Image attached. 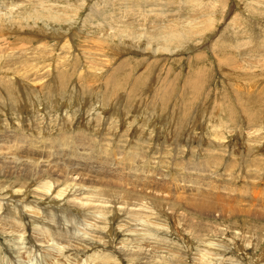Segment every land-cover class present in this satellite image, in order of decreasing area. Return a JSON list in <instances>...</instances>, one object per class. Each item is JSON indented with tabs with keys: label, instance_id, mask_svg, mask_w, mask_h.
I'll use <instances>...</instances> for the list:
<instances>
[{
	"label": "rangeland",
	"instance_id": "374dc122",
	"mask_svg": "<svg viewBox=\"0 0 264 264\" xmlns=\"http://www.w3.org/2000/svg\"><path fill=\"white\" fill-rule=\"evenodd\" d=\"M0 264H264V0H0Z\"/></svg>",
	"mask_w": 264,
	"mask_h": 264
},
{
	"label": "bare ground",
	"instance_id": "6f19581e",
	"mask_svg": "<svg viewBox=\"0 0 264 264\" xmlns=\"http://www.w3.org/2000/svg\"><path fill=\"white\" fill-rule=\"evenodd\" d=\"M12 135V134H11ZM11 135H7L6 136V139L4 140V142H5V145H7L6 146V148H8L9 150H12V151H17L18 149H19V147H21V146H23L24 144H25V142H28V146L30 147L31 146V148H33L34 146H36V143L34 142V140L33 139H26V138H20V137H12ZM10 139V140H9ZM14 139V140H13ZM45 140V139H44ZM83 141V140H82ZM39 142H40V140H39ZM44 142V141H43ZM80 143V142H79ZM41 145V144H40ZM82 146V145H81ZM87 146V145H86ZM35 149V148H34ZM58 149H60V148H58ZM67 149V148H66ZM36 150V149H35ZM45 150V149H44ZM63 150V149H62ZM74 150V149H73ZM58 151V154L59 155H61L62 156V153H60V151L59 150H57ZM57 151H56V153H57ZM63 152V151H62ZM15 154V153H14ZM57 154V155H58ZM53 155V154H52ZM56 155V160H55V163H54V165H55V167H60V166H62V164L60 163V162H58L59 161V159H60V157L59 156H57ZM69 155V154H68ZM64 156V155H63ZM73 156L74 157H79V155H77V154H73ZM65 157V156H64ZM66 158V157H65ZM50 159V158H49ZM18 160H19V158H18ZM30 160V159H29ZM61 160V159H60ZM84 160V159H83ZM128 160H129V158H128ZM13 161V160H12ZM31 161V160H30ZM90 161V160H89ZM92 161V160H91ZM4 162V161H3ZM41 162V161H40ZM44 162V161H43ZM50 162V161H49ZM19 163V162H18ZM85 163V162H84ZM89 163H91V162H89ZM130 163V162H129ZM95 164H97V163H95ZM67 165V164H66ZM99 165V164H98ZM106 165V164H105ZM43 168V167H42ZM62 167H60V169H61ZM132 168H133V166H132ZM56 169V168H55ZM107 169V168H106ZM128 169V168H127ZM129 169H131V168H129ZM134 169V168H133ZM34 170V169H33ZM63 170V169H62ZM118 171V170H117ZM131 172H132V170H130ZM137 171V170H136ZM48 172V171H47ZM116 172V171H115ZM119 172V171H118ZM61 173V172H60ZM64 173V172H63ZM108 173V172H107ZM128 173V172H127ZM109 174V173H108ZM119 174V173H118ZM133 174V173H132ZM132 174H130V172H129V174H127L128 176L130 175V176H132ZM93 175V174H92ZM115 175H117V173L116 174H114V176ZM123 175V174H122ZM137 175V174H136ZM84 176V175H83ZM113 176V175H112ZM119 176H121V174L119 175ZM97 177V176H96ZM133 177V176H132ZM91 178V177H90ZM98 178V177H97ZM96 178V179H97ZM120 178V177H119ZM139 181H140V179H138ZM156 181H157V179H156ZM137 182V181H136ZM141 182V181H140ZM159 182V181H158ZM156 183V182H155ZM162 183V182H161ZM160 183V184H161ZM200 183V182H199ZM129 184V183H128ZM159 184V183H158ZM157 185V184H156ZM154 186V185H153ZM161 186V185H160ZM156 187H158V186H156ZM191 187V186H190ZM201 187H202V185H201ZM136 188V187H135ZM160 188V187H159ZM162 188V187H161ZM200 188V187H199ZM107 189V188H106ZM184 189H186V188H184ZM188 189V188H187ZM198 189V188H197ZM169 190V189H168ZM180 190V189H179ZM201 190H203V189H201ZM198 191H200V189H198ZM232 191V190H231ZM192 192V191H191ZM194 192V191H193ZM196 192H197V190H196ZM105 192L103 191L102 193H99V195H105L104 194ZM204 193H206V190H205V192ZM211 194V193H210ZM62 195V194H61ZM200 195V194H199ZM204 195V194H203ZM215 196H217V194L215 195ZM125 197V196H124ZM116 198H118L117 196L115 197V199ZM123 199V198H122ZM125 199V198H124ZM219 200V199H218ZM240 200V199H239ZM238 200V201H239ZM121 201V200H120ZM125 201H126V199H125ZM210 201V200H209ZM191 202V201H190ZM189 202V204H191ZM196 202V201H195ZM241 202V201H240ZM194 203V202H193ZM192 203V204H193ZM209 203V202H208ZM207 203V204H208ZM206 204V205H207ZM208 205H210V204H208ZM125 206V205H124ZM196 206V205H195ZM198 206V205H197ZM207 207V206H206ZM206 207H204V208H206ZM196 208V207H195ZM207 209V208H206ZM210 209H211V206H210ZM200 211V210H199ZM103 259V258H102ZM106 259V258H105ZM65 261V260H64Z\"/></svg>",
	"mask_w": 264,
	"mask_h": 264
}]
</instances>
